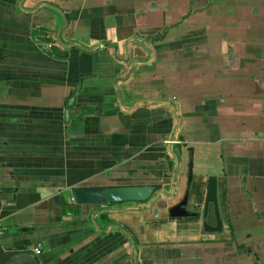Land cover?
I'll list each match as a JSON object with an SVG mask.
<instances>
[{
	"label": "crops",
	"instance_id": "1",
	"mask_svg": "<svg viewBox=\"0 0 264 264\" xmlns=\"http://www.w3.org/2000/svg\"><path fill=\"white\" fill-rule=\"evenodd\" d=\"M18 2L0 0V188L15 196L3 247L40 245L39 264H135L131 236L137 264H264V0L24 2L60 8L63 41L93 53L61 49L57 15ZM211 177L220 233L202 226ZM144 185L170 197L95 207L71 194ZM184 196L195 216L170 218Z\"/></svg>",
	"mask_w": 264,
	"mask_h": 264
},
{
	"label": "water",
	"instance_id": "2",
	"mask_svg": "<svg viewBox=\"0 0 264 264\" xmlns=\"http://www.w3.org/2000/svg\"><path fill=\"white\" fill-rule=\"evenodd\" d=\"M26 0H19L18 9L20 12L25 14H35L40 9L45 8L57 15L60 24L55 32V42L63 50L77 49L85 53H93L97 51L100 47H86L78 42L70 41L64 42L62 38L63 31L68 26V19L65 13L58 7L47 3L40 2L31 9L25 8L24 2ZM108 47V45H106ZM176 165L178 167V160L176 159ZM178 175V168H176L175 178ZM7 189V188H6ZM175 191V190H174ZM71 194L73 197V202L79 206H105L111 204H128V203H146L153 202L159 196L167 197L164 192L156 190L153 185L144 186H109V187H81L75 186L71 189ZM5 188H0V216L1 213L11 211V205L15 203L14 199H9L6 197ZM213 207L215 225H209L206 222L207 212L209 207ZM170 218H189L195 216L191 212L187 211V196H184L182 200L176 205L172 206L168 210ZM204 219L202 226L204 233H220L222 232V221L219 212L218 196H217V181L215 178L211 177L208 179L207 191L205 196V201L203 204V214ZM7 218L0 219V264H39L38 258L33 252L24 251H14L11 249H6L3 244L6 242V236L8 232V225L6 223ZM129 237V236H128ZM130 241L132 244L133 255L135 264H137V248L133 238L130 236Z\"/></svg>",
	"mask_w": 264,
	"mask_h": 264
},
{
	"label": "built area",
	"instance_id": "3",
	"mask_svg": "<svg viewBox=\"0 0 264 264\" xmlns=\"http://www.w3.org/2000/svg\"><path fill=\"white\" fill-rule=\"evenodd\" d=\"M33 252H34L35 256L39 255L41 252V246L38 245L36 248H34Z\"/></svg>",
	"mask_w": 264,
	"mask_h": 264
},
{
	"label": "trees",
	"instance_id": "4",
	"mask_svg": "<svg viewBox=\"0 0 264 264\" xmlns=\"http://www.w3.org/2000/svg\"><path fill=\"white\" fill-rule=\"evenodd\" d=\"M67 19H68V17H67ZM188 189H189V185L187 186V189H186V192H185L186 194L188 193Z\"/></svg>",
	"mask_w": 264,
	"mask_h": 264
}]
</instances>
